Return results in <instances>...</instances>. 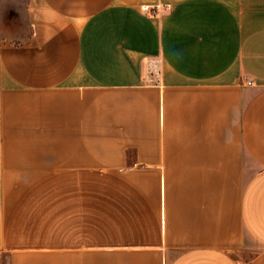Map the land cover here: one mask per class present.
<instances>
[{"label":"crops","instance_id":"crops-1","mask_svg":"<svg viewBox=\"0 0 264 264\" xmlns=\"http://www.w3.org/2000/svg\"><path fill=\"white\" fill-rule=\"evenodd\" d=\"M18 6L0 264H264V0Z\"/></svg>","mask_w":264,"mask_h":264},{"label":"rangeland","instance_id":"rangeland-1","mask_svg":"<svg viewBox=\"0 0 264 264\" xmlns=\"http://www.w3.org/2000/svg\"><path fill=\"white\" fill-rule=\"evenodd\" d=\"M2 3V4H1ZM19 0H0V24H14V22L24 23L25 15L23 14L24 7L18 6ZM21 13V15L17 18V16ZM24 15V16H23ZM3 31L2 29L0 32ZM10 29L4 28L3 34H9ZM252 84V83H248ZM7 260H5L6 262Z\"/></svg>","mask_w":264,"mask_h":264},{"label":"built area","instance_id":"built-area-1","mask_svg":"<svg viewBox=\"0 0 264 264\" xmlns=\"http://www.w3.org/2000/svg\"><path fill=\"white\" fill-rule=\"evenodd\" d=\"M253 81H248V83H252Z\"/></svg>","mask_w":264,"mask_h":264}]
</instances>
